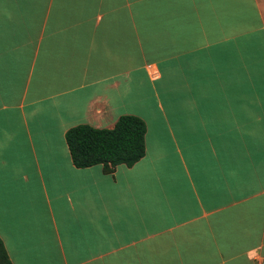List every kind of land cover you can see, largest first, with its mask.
<instances>
[{"label":"crops","instance_id":"obj_1","mask_svg":"<svg viewBox=\"0 0 264 264\" xmlns=\"http://www.w3.org/2000/svg\"><path fill=\"white\" fill-rule=\"evenodd\" d=\"M147 124L79 168V124ZM0 236L13 264H264V0H0Z\"/></svg>","mask_w":264,"mask_h":264},{"label":"trees","instance_id":"obj_2","mask_svg":"<svg viewBox=\"0 0 264 264\" xmlns=\"http://www.w3.org/2000/svg\"><path fill=\"white\" fill-rule=\"evenodd\" d=\"M147 124L136 115L121 116L113 128L79 124L68 129L67 143L79 168L104 164L133 166L146 154ZM0 264H13L0 236Z\"/></svg>","mask_w":264,"mask_h":264},{"label":"built area","instance_id":"obj_3","mask_svg":"<svg viewBox=\"0 0 264 264\" xmlns=\"http://www.w3.org/2000/svg\"><path fill=\"white\" fill-rule=\"evenodd\" d=\"M260 264H262V263H260Z\"/></svg>","mask_w":264,"mask_h":264}]
</instances>
